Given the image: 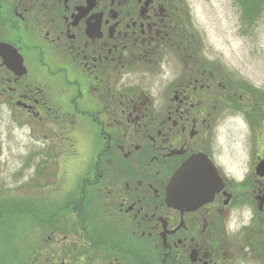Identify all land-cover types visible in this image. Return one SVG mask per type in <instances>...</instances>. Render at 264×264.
I'll return each mask as SVG.
<instances>
[{
	"label": "flooded vegetation",
	"instance_id": "flooded-vegetation-1",
	"mask_svg": "<svg viewBox=\"0 0 264 264\" xmlns=\"http://www.w3.org/2000/svg\"><path fill=\"white\" fill-rule=\"evenodd\" d=\"M238 82L189 0H0V235L20 233L9 263L257 257L264 156L236 177L214 148L224 113L257 124L264 90ZM194 157L219 177L189 210L168 188Z\"/></svg>",
	"mask_w": 264,
	"mask_h": 264
},
{
	"label": "rangeland",
	"instance_id": "rangeland-1",
	"mask_svg": "<svg viewBox=\"0 0 264 264\" xmlns=\"http://www.w3.org/2000/svg\"><path fill=\"white\" fill-rule=\"evenodd\" d=\"M257 1L256 16L249 20L237 0H189L210 57H216L223 70L239 80L244 89L248 88V82L264 90V0ZM249 108L254 109L253 105ZM256 109V125L253 117L251 120L243 113L226 112L220 119L214 148L220 149L219 159L225 170L236 177L255 172L252 162L257 155L264 156V104ZM1 229L0 241L5 247L0 249L3 253L0 264H11L12 247L20 241V233L6 227ZM259 239L264 243V236ZM262 248H258L257 257L250 255L242 264H264Z\"/></svg>",
	"mask_w": 264,
	"mask_h": 264
},
{
	"label": "water",
	"instance_id": "water-1",
	"mask_svg": "<svg viewBox=\"0 0 264 264\" xmlns=\"http://www.w3.org/2000/svg\"><path fill=\"white\" fill-rule=\"evenodd\" d=\"M199 157L188 160L172 177L168 188L169 200L172 205L180 208L194 209L208 202L214 195L210 181L219 177L214 166L206 168ZM205 163V162H204ZM259 176L264 177V160L256 167ZM264 197L262 198V203Z\"/></svg>",
	"mask_w": 264,
	"mask_h": 264
},
{
	"label": "trees",
	"instance_id": "trees-1",
	"mask_svg": "<svg viewBox=\"0 0 264 264\" xmlns=\"http://www.w3.org/2000/svg\"><path fill=\"white\" fill-rule=\"evenodd\" d=\"M239 1V5L242 8V11L244 13V17H248L249 20H253L256 16L255 10H257V5L259 4V1L257 0H237Z\"/></svg>",
	"mask_w": 264,
	"mask_h": 264
}]
</instances>
